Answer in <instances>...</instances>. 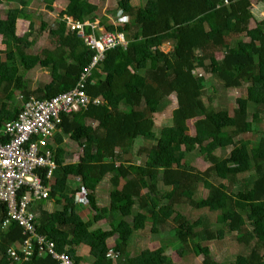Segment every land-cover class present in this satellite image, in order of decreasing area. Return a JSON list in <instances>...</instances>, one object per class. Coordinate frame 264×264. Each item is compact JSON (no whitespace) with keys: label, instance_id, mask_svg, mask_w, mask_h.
<instances>
[{"label":"trees","instance_id":"obj_1","mask_svg":"<svg viewBox=\"0 0 264 264\" xmlns=\"http://www.w3.org/2000/svg\"><path fill=\"white\" fill-rule=\"evenodd\" d=\"M52 1L44 0L48 10H52ZM65 1L55 24L47 30L49 46L26 54L32 31L27 1L4 0L8 7L0 18V42L5 48L11 46L6 58L14 60L22 71L35 66L48 70L47 83L31 91L21 90L23 100L30 96L49 99L69 90L94 53L66 30L62 13L80 22L98 20L106 30L116 27L105 23V14L90 0ZM132 1L118 0L119 16L127 18V44L105 51L85 89L92 100L98 98L100 102L61 115L60 132L53 137L55 145L65 138L75 142L82 150L78 162L66 163L65 149L59 146L53 152L52 177L45 178L47 168L38 170L49 192L48 199L31 207L33 213H39L37 235L52 241L55 250L66 253L75 264H174L164 255L162 246L130 255L131 240L145 228L141 220L145 214L151 220L150 234L172 233V248L179 258L188 252L202 258L201 264H219L211 258L208 244L234 236L240 252L231 264H264V139L254 147L247 140H236L251 133L252 122L264 113V18L256 20L251 12L254 4H264V0ZM12 2L17 5H10ZM17 19L27 21V30L20 34L15 31ZM45 27L41 21L38 31ZM230 37L234 39L229 43ZM164 44L169 45L167 50L162 48ZM217 53H223L220 61ZM213 64L218 67L213 75L224 89L245 91V97L236 99L231 112L222 104L208 110L204 103V77L198 70L211 73ZM17 71L0 57L2 95L11 88L19 89ZM170 95L176 98L171 126L156 135L153 117ZM19 108L14 107L2 118V103L0 126L15 118ZM87 120L96 125L87 124ZM189 120H194L193 137L187 135ZM138 138L155 142L148 150H138L146 157L142 166H134L130 159ZM229 147L226 158L215 155ZM195 150L209 165L202 173H193L185 164V155ZM249 172L255 175L251 187L238 178ZM72 178L79 183L75 188L69 184ZM105 178L110 185L109 201L101 208L96 187ZM206 181L218 183L211 184L207 196L197 200V186ZM159 185L170 190L161 193ZM82 190L86 202L76 204L75 194ZM48 202H54L55 210L43 209ZM184 206L216 215L219 228L212 230L205 216L190 220L181 212ZM82 208L89 213L88 221L80 216ZM134 208L139 213L132 215ZM4 216L0 204V222ZM126 220L131 221L127 224ZM102 222L109 224V231L100 227L90 230ZM114 237L116 243L108 250L107 242ZM24 238L14 222L5 228L0 226V264H57L51 256L41 254L35 243L30 255L23 257ZM7 249H13L17 259L9 258Z\"/></svg>","mask_w":264,"mask_h":264},{"label":"built area","instance_id":"obj_2","mask_svg":"<svg viewBox=\"0 0 264 264\" xmlns=\"http://www.w3.org/2000/svg\"><path fill=\"white\" fill-rule=\"evenodd\" d=\"M227 3V1H225ZM61 19L68 32L81 39L85 46L94 51L89 62L80 69L73 87L49 99L28 97L22 103L15 118L0 126V204L5 216L0 226L5 228L14 222L25 236L21 253L29 256L32 244L40 246L41 254L51 256L57 264H75L64 252H57L54 243L36 233V218L31 207L39 200L48 199L49 187L42 184L38 170L47 168L45 178L50 179L55 168L53 152L49 140L59 129L61 115L86 110L91 99L86 94V86L92 70L103 60L105 51L117 44H127L125 31L106 30L98 20L77 21L66 13ZM103 28V32L100 31ZM86 27L88 30L86 31ZM74 202H86L85 191L75 194ZM12 260L17 259L13 249H7Z\"/></svg>","mask_w":264,"mask_h":264},{"label":"rangeland","instance_id":"obj_3","mask_svg":"<svg viewBox=\"0 0 264 264\" xmlns=\"http://www.w3.org/2000/svg\"><path fill=\"white\" fill-rule=\"evenodd\" d=\"M26 1V0H25ZM91 2L95 3L99 8H101L102 12L105 14V23L115 24V29L117 31L126 30L127 29V18L125 16H119V6H118V0H90ZM138 0H133V4H137ZM44 0H27V7L26 12L30 13V20L32 21V31L30 33V45L25 49L28 53H35L38 52L40 49H42L45 46H49V34L47 33V30L49 27L53 26L57 20V16L60 11L64 8L65 0H53L50 4L52 7V10H48L45 7ZM10 5H17L15 2L10 3ZM6 7H8V4L4 2V0H0V16L3 17L6 11ZM252 14L253 18L256 20H261L264 18V4H254L252 8ZM118 17V18H117ZM44 22L46 24V27L42 29L41 31H38V26L40 22ZM21 21L16 22L17 29L20 28ZM26 23L24 22L23 25ZM100 24V23H99ZM101 25V24H100ZM100 31L103 32V25L100 27ZM250 26H254V22H251ZM26 27V26H24ZM105 28V27H104ZM234 37L229 38V43L232 42ZM2 48V45L0 46ZM164 50H167L169 48L168 44H164L162 46ZM227 46L225 47V51L227 50ZM224 51V52H225ZM3 58V53L0 56ZM216 59L220 61L223 57V53H217ZM208 62L205 63V65ZM11 64L17 66V69H19V72L22 69L18 66V64L13 60ZM218 70V67L216 64L212 65V72L211 73H203V71L200 69L198 70V75H201L204 77L203 79V88L205 92V98L204 103L208 110H211L218 106L219 104L226 105L228 107V110L231 112L236 107V99L239 97H245V91L244 89L236 88V89H224L220 83V81L213 75L214 72ZM24 71V70H23ZM21 76V78L25 80H30L29 83L30 86L34 88L37 85V82L40 81V76L46 78L48 80V70L41 69L39 67H34L33 69L29 70L28 72L24 73ZM18 89H12L6 94L2 95L0 92V107L3 103L4 105V113L2 115V118H6L14 107H18L21 105V90L17 91ZM20 104V105H19ZM176 107V98L175 95H170L165 101H163V104H161L158 112L153 117L154 120V133L156 135H159V132L162 128H167L171 126V114L173 109ZM251 111V112H250ZM249 113V120L251 121V114L253 113L254 109H250ZM193 122L194 120H189L187 122L188 125V133L187 135L189 137H193L195 135L194 128H193ZM87 124H91L93 127L96 125L95 122L87 120ZM253 130L251 133L239 136L236 138L239 142L242 141H249L250 147L256 146L260 139H264V113L260 114L258 121L252 122ZM155 145V142L150 139L145 138H138L134 141L132 152H131V162L134 166H142L145 162V155H140L138 153V150L144 149L148 150L152 148ZM78 149V148H77ZM231 151V147H229L225 152H216V156L223 159L228 156V154ZM185 164L187 167L191 168L193 173H202L207 168H209V165L204 162L203 158L199 155L198 150L193 151L192 153H187L184 157ZM239 179L246 180L249 183V187L252 186L255 175L253 172H249L247 174L241 175L238 177ZM218 182L214 181H206L200 185L197 186V193H196V199H204L207 194L208 190L211 186L217 185ZM70 186L73 187V184L70 183ZM106 186L107 182H103L100 186L99 191V205L101 207H105L108 205V197L109 194L106 192ZM158 189L161 193H164L166 191H169L170 189H166L162 185L158 186ZM143 195L146 194V192H142ZM51 204H48L47 206H50ZM51 207H53L51 205ZM181 212L188 218L195 219L198 217L205 216L208 221L210 222V227L212 226V230H217L219 226H217V216L214 214H209L206 211H194L190 210L187 206H184ZM139 213L137 208H134L132 215H135ZM82 214V213H81ZM85 213L83 214V217H85ZM142 222L145 225L144 230L139 233L137 236L133 238L130 242L131 246V256L139 255L141 252L145 250L153 249L155 250L158 246L164 247V255L171 259V261L174 264H201L202 258L194 257L191 253H185L183 258H179L176 253L174 252V249L172 248L173 245H175V240L172 238L173 235L171 232L164 234L163 232L153 235L150 234L151 229V220L148 216L145 214L141 217ZM131 220H126L125 223L129 224ZM97 227H100L103 231H109L110 227L109 224L106 222H102L101 224L97 226H93L90 230H94ZM169 230V229H168ZM234 236H229L225 238L224 240L217 242H211L208 244L211 258L216 261L219 264H231L235 261L236 257L239 255L240 249L237 248L234 244ZM116 243V237L110 239L107 242V248L108 250H111ZM156 244V245H155ZM110 258L114 259L115 256L110 251ZM89 259V258H88ZM87 258H85L86 262H89Z\"/></svg>","mask_w":264,"mask_h":264},{"label":"crops","instance_id":"obj_4","mask_svg":"<svg viewBox=\"0 0 264 264\" xmlns=\"http://www.w3.org/2000/svg\"><path fill=\"white\" fill-rule=\"evenodd\" d=\"M27 1V0H26ZM65 3H66V1H65ZM65 3H64V7H65ZM26 7H27V5H26ZM64 9V8H63ZM4 17V16H3ZM3 17H1L0 16V18H3ZM21 21V27L20 28H18L17 29V27H16V23H15V31L18 33V34H20V33H22V32H24V31H26L27 30V28L26 27H24V26H26V24H27V21L25 20V19H17L16 20V22L17 21ZM26 23L25 25H23V23ZM1 28H2V26L0 25V39H1ZM28 44L30 45V35L28 36ZM2 44H1V42H0V46H1ZM28 45V46H29ZM11 51V46H8L7 48H5L3 45H2V48H0V56H1V54L3 53V60L5 61V63H6V65L7 66H12L13 64H11V62H13V60H8L7 58H6V55H5V53H8V52H10ZM25 52H26V54H28V52L25 50ZM39 52V51H38ZM35 53H37V52H35ZM13 66H15V65H13ZM17 67V66H16ZM35 67H37V66H35ZM33 69V68H32ZM31 70V69H30ZM29 70H24V71H22L21 72V70H20V72H19V69H18V71H17V74L16 75H18V76H22L23 75V77L25 76L24 75V73L25 72H28ZM21 76H20V83H21V85H20V87H19V89L17 90V91H19V90H23V89H27V90H29V91H31V90H34V89H36L38 86H40V85H43V84H45V83H47L48 81H49V77H48V80L46 79V78H44V77H42V76H40V81H38L37 82V85L34 87V88H32V87H29L30 86V84L31 83H29V81L30 80H25L24 78L22 79L21 78ZM12 89H16V88H11L10 90H12ZM9 90V91H10ZM8 91V92H9ZM21 92V91H20ZM7 93V92H6ZM5 93V94H6ZM21 94H22V92H21ZM31 97H33V96H31ZM22 99H23V95H21V101H22ZM20 105V104H19ZM21 106V105H20ZM20 106H18V107H20ZM20 109V108H19ZM19 111V110H18ZM87 123V122H86ZM96 123V122H95ZM59 132H60V129H58L53 135H52V137H51V139L49 140V147H50V150H52V152H54V149L56 148V147H59V146H61V147H63L64 149H65V155H64V157H63V159H64V161L66 162V163H69V164H75V163H77L78 162V159H79V157H80V155L82 154V150H81V148H79L77 145H76V143L75 142H73L72 140H70L69 138H65L64 140H63V142L59 145V144H54V142H53V137L55 136V135H57V134H59ZM78 148V149H77ZM103 182H107V186H106V192H107V194H109L110 193V185H109V183H108V178H105L102 182H100L99 184H98V186L96 187V199H97V203H98V205H99V191H100V186H101V184L103 183ZM73 184V187L75 188V187H77L78 186V180H76V179H71L70 181H69V184ZM109 198V197H108ZM109 200V199H108ZM48 204H51L53 207H51V205L50 206H47ZM55 207H56V205L54 204V202H48V203H46L45 205H44V207H43V209L44 210H46V211H49V212H51V211H53V210H55ZM99 207H101L100 205H99ZM106 207V206H105ZM101 208H104V207H101ZM36 213H38V212H36ZM82 213V214H81ZM86 214L85 215V217H83V214ZM35 214V213H34ZM39 214V213H38ZM38 214H35V215H38ZM80 216L84 219V220H86V221H88V219H89V213H88V211H87V209H85V208H82V209H80Z\"/></svg>","mask_w":264,"mask_h":264}]
</instances>
